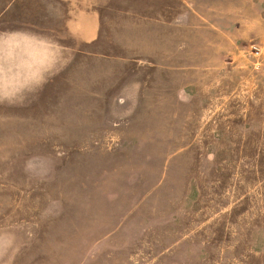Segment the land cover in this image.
I'll return each mask as SVG.
<instances>
[{"label":"rangeland","instance_id":"rangeland-1","mask_svg":"<svg viewBox=\"0 0 264 264\" xmlns=\"http://www.w3.org/2000/svg\"><path fill=\"white\" fill-rule=\"evenodd\" d=\"M0 264H264V0H0Z\"/></svg>","mask_w":264,"mask_h":264},{"label":"crops","instance_id":"crops-1","mask_svg":"<svg viewBox=\"0 0 264 264\" xmlns=\"http://www.w3.org/2000/svg\"><path fill=\"white\" fill-rule=\"evenodd\" d=\"M59 2H64L69 4V6H75V4L80 2H86L89 0H57ZM87 10L77 11L73 14V19L68 25L73 33V38L82 41H91L96 37V14L93 7L90 11V6H86ZM29 56V54H28Z\"/></svg>","mask_w":264,"mask_h":264}]
</instances>
